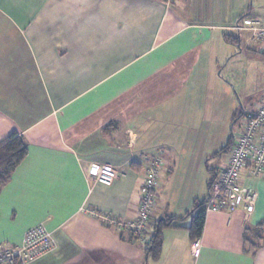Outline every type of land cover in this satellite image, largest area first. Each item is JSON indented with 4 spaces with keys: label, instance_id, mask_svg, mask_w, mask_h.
<instances>
[{
    "label": "crops",
    "instance_id": "0c3cea01",
    "mask_svg": "<svg viewBox=\"0 0 264 264\" xmlns=\"http://www.w3.org/2000/svg\"><path fill=\"white\" fill-rule=\"evenodd\" d=\"M255 20L264 24V0H0V140L18 132L29 148L0 190V243L19 245L45 223L55 247L31 264H264V242L245 246L264 223V174L252 181L253 212L207 211L202 235L189 230L199 175L228 158L212 143L264 98V46L237 29ZM157 159L144 235L104 223L103 213L137 219ZM93 163L115 168L113 185L88 174Z\"/></svg>",
    "mask_w": 264,
    "mask_h": 264
},
{
    "label": "built area",
    "instance_id": "2783aa9c",
    "mask_svg": "<svg viewBox=\"0 0 264 264\" xmlns=\"http://www.w3.org/2000/svg\"><path fill=\"white\" fill-rule=\"evenodd\" d=\"M173 4L176 0H165ZM237 29H248L264 46V24L259 21H246ZM242 124L228 151L226 163L218 170L209 185L205 211L234 212L242 209L246 213L255 210L259 192L252 181L264 174V98L255 110L243 115ZM164 161L152 162L141 186V199L138 217L134 221L122 222L107 213L100 215L107 225L128 230L135 237H142L153 221L156 191L163 176ZM88 174L98 183L111 186L117 178V171L110 165L91 164ZM55 247L52 232L46 224L39 223L29 228L19 245L0 243V264H31L49 253ZM201 240L192 243L193 252L198 254Z\"/></svg>",
    "mask_w": 264,
    "mask_h": 264
},
{
    "label": "trees",
    "instance_id": "16d2710c",
    "mask_svg": "<svg viewBox=\"0 0 264 264\" xmlns=\"http://www.w3.org/2000/svg\"><path fill=\"white\" fill-rule=\"evenodd\" d=\"M229 40L236 44L239 43L240 41L238 38L235 37H229ZM241 117L242 116H240L239 118ZM232 142H233V135L230 138L226 147L221 152L216 153L215 156H220L226 150L229 151ZM28 152H29L28 144L25 141L24 137L20 136L18 132H14L7 138L0 140V190L11 179L13 173L16 171L18 166L23 162V160L28 155ZM211 172L213 174H212V179L208 183V192H209V185L211 181L215 179L217 174V172L213 169L211 170ZM207 199L208 196L205 199V201L198 203L194 208V211H197V215L193 218V222L189 227L191 236L193 238L200 237L202 235L203 227L205 224V218H206V211L204 209V206L207 202ZM173 222L174 219L172 218H166L157 222L156 231L149 245L151 246L149 249V254L152 255L153 258H158L160 256L162 229L165 226H172ZM255 229H254L255 230L254 235H256V237L259 238L258 230L259 232L261 231V233L264 234V223H259ZM254 230L247 229V231L245 232V246L249 242L248 235L252 233ZM260 238L261 241L259 240L257 243H250V247L247 249L249 251H254L257 247H259L261 242H264V236L263 237L260 236Z\"/></svg>",
    "mask_w": 264,
    "mask_h": 264
},
{
    "label": "rangeland",
    "instance_id": "374dc122",
    "mask_svg": "<svg viewBox=\"0 0 264 264\" xmlns=\"http://www.w3.org/2000/svg\"><path fill=\"white\" fill-rule=\"evenodd\" d=\"M172 4V3H171ZM244 115V114H243ZM243 115H242V117H243ZM241 117V118H242ZM241 118H239L238 119V116H237V119L239 120H237L236 122V124L234 125V127H233V132L231 131V128L227 131V132H220L219 133V135H218V138L215 140V142L214 143H212V147H210V149L209 150H212V152L214 153H217V152H221L225 147H226V145L228 144V142H229V140H230V138L232 137V135H234V133L235 134H237L238 132H239V130H240V126H241V124H242V119ZM225 136H226V138H225ZM227 136H229V137H227ZM193 151L194 150H197V153H199L200 151H203V149H192ZM212 153V154H213ZM214 153V154H215ZM213 154V155H214ZM212 155V156H213ZM222 156H226V152H223L222 153ZM224 158L225 157H223V160H224ZM210 161H212V160H215L216 162H219L220 161V157H215V158H210L209 159ZM183 161H186V159H184ZM183 164H185V165H187L186 163H183ZM211 165L212 166H210V167H214L215 166V163L214 162H212L211 163ZM165 166V164H163V167ZM163 167H162V169H163ZM182 168H184V166L182 165ZM182 170L183 169H181V166H180V168H179V174L177 175V181L178 182H183V180H184V178H185V174L183 173L182 174ZM210 176H212V172H208L207 170L205 171L204 170V174L201 176V175H199V180L200 181H197L198 182V196L200 197L199 198V200H200V202H203V201H205V199H206V197H207V195H208V193H207V182H208V178L210 177ZM39 224V223H38ZM45 224V223H44ZM253 230H254V228H252ZM256 230V229H255ZM255 230L252 232V233H250L249 235H248V237H249V242H248V244L246 245V248H249L250 247V243H257L259 240L261 241V238H260V236L261 237H263L264 236V234L263 233H261V231L259 232V230H258V237L259 238H257L256 237V235H254V233H255ZM261 230V229H260Z\"/></svg>",
    "mask_w": 264,
    "mask_h": 264
}]
</instances>
